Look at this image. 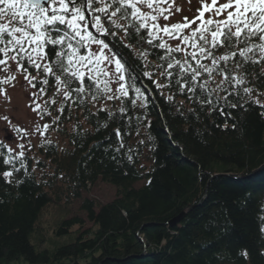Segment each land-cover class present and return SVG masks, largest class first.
<instances>
[{"label": "trees", "instance_id": "trees-1", "mask_svg": "<svg viewBox=\"0 0 264 264\" xmlns=\"http://www.w3.org/2000/svg\"><path fill=\"white\" fill-rule=\"evenodd\" d=\"M125 52L147 107L125 99L127 111L110 116L91 103L65 105L63 121L69 108L77 112L67 119H76L74 129L61 132L70 148L61 153L50 143L39 151L56 167L54 182L40 180L31 159L0 147V264H264V108L201 105L175 87L156 89ZM9 156L13 164H4ZM59 177L66 190L56 187ZM100 181L118 193L111 204L82 203L94 227L81 231L83 218L64 220L56 236L75 228L76 240L37 251L31 236L47 205L65 192L68 204L79 200Z\"/></svg>", "mask_w": 264, "mask_h": 264}, {"label": "snow or ice", "instance_id": "snow-or-ice-1", "mask_svg": "<svg viewBox=\"0 0 264 264\" xmlns=\"http://www.w3.org/2000/svg\"><path fill=\"white\" fill-rule=\"evenodd\" d=\"M197 13L161 24L173 14L170 0H0V71L5 73L0 85L14 87L12 72L34 89L39 83L33 96L50 95L33 111L41 119L47 114L52 124L69 103L95 106L100 100H119L123 105L129 99L134 107H147L148 97L136 86V68L126 58L128 50L156 89L175 87L201 105L224 101L235 108L243 101L264 108V92L256 86H264V0H200ZM153 50H158L155 62L149 59ZM0 94L6 90L0 88ZM166 99L171 102L174 96ZM52 106L58 115L52 116ZM106 108L105 103L97 111ZM50 127L44 124V132ZM0 147L5 145L0 142ZM3 163L13 164V157Z\"/></svg>", "mask_w": 264, "mask_h": 264}, {"label": "rangeland", "instance_id": "rangeland-1", "mask_svg": "<svg viewBox=\"0 0 264 264\" xmlns=\"http://www.w3.org/2000/svg\"><path fill=\"white\" fill-rule=\"evenodd\" d=\"M170 3L172 4L173 14L168 21L161 20V24L176 23L182 21L184 17L191 19L198 14L197 9L200 7V0H170ZM13 67L15 66L13 65ZM11 74L16 76V79L12 81L14 87L11 85H0V88L6 90V94H0V142L4 143L7 149H14L10 154H15L17 157L20 151H24V157L31 159L33 170L37 174V177L40 180L45 178L43 180L44 182L48 179H52L54 182L55 180L53 177L56 167L50 160L46 159V156L44 157L39 153V151L47 144L56 143L59 152H67L70 148L69 141L61 132H71L74 129L77 122L74 118L77 112L75 113L72 108L68 107L69 110L65 115V120L63 121L62 119L64 116L63 114L60 116V120L57 124H52V118L47 114H44L43 119H41L38 111H33V108L36 104H40L41 107H43L45 100L49 99L50 94H38L33 96L34 92L38 93L41 85L37 83V87L34 89L30 86L28 81L24 79L23 75L16 72H12ZM32 74L35 75L34 73ZM4 78L5 73L0 71V80ZM221 95H223V93H221ZM253 95H255V93H253ZM245 100H247V97H245ZM260 100L264 103V96H261ZM105 103L107 104L106 111L116 110L122 105L119 100L97 102L95 106H93V104L91 105L96 112L97 109L105 105ZM54 107L55 106L49 108V110L52 111V116L58 115ZM70 113L75 116L71 124L70 121H67ZM3 117H7V120L3 119ZM46 123L50 124L51 127L48 131L44 132L43 125ZM37 125L41 126L40 132L36 130ZM137 137H139V140L142 138L139 135H137ZM20 144L24 145L23 149L18 147ZM24 157L19 158L24 159ZM143 184L144 182L139 183L136 187H142ZM57 186L61 188V190H66L68 187L64 184L61 177L56 181V187ZM117 193L115 187L100 181L96 185H92L82 191V197L79 200H72L69 204L67 200L70 195L66 192L63 196L59 194L62 197L61 201L58 204L51 203L47 205L40 215V219L36 225V232L31 236L35 249H37V251L53 250L55 246L60 247V245H67L74 242L79 230L74 228L70 235L58 237L55 232L59 229L60 223L64 220H69V218L81 217L85 220V227L81 229V231L91 229L94 225L87 220V215L82 210V203L85 200H89L97 205L111 204L112 201L116 199Z\"/></svg>", "mask_w": 264, "mask_h": 264}, {"label": "water", "instance_id": "water-1", "mask_svg": "<svg viewBox=\"0 0 264 264\" xmlns=\"http://www.w3.org/2000/svg\"><path fill=\"white\" fill-rule=\"evenodd\" d=\"M257 172V171H256ZM256 172H254V173H256ZM253 173V174H254ZM236 178H242V176H239V177H236ZM185 217V215L184 214H182L180 217H178L176 220H174L173 222H172V226H175V225H177V223H179V222H181V220L183 219Z\"/></svg>", "mask_w": 264, "mask_h": 264}]
</instances>
